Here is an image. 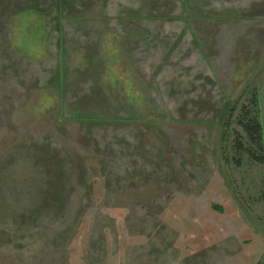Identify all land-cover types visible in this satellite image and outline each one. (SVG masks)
I'll return each instance as SVG.
<instances>
[{"label":"rangeland","instance_id":"obj_1","mask_svg":"<svg viewBox=\"0 0 264 264\" xmlns=\"http://www.w3.org/2000/svg\"><path fill=\"white\" fill-rule=\"evenodd\" d=\"M244 107L264 0H0V264H264Z\"/></svg>","mask_w":264,"mask_h":264},{"label":"trees","instance_id":"obj_2","mask_svg":"<svg viewBox=\"0 0 264 264\" xmlns=\"http://www.w3.org/2000/svg\"><path fill=\"white\" fill-rule=\"evenodd\" d=\"M256 105H259L258 96L254 98L253 101ZM244 114L242 118L240 117V125L245 130L248 135L249 140L251 141V146L254 148L251 149V153L255 156V160L261 163H264V133H263V124L257 116L250 117V113L247 111V108L244 107ZM241 146V144H240ZM214 208H219L214 205ZM221 209V208H219Z\"/></svg>","mask_w":264,"mask_h":264}]
</instances>
